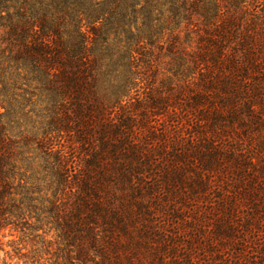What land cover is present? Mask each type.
I'll list each match as a JSON object with an SVG mask.
<instances>
[{
  "label": "trees",
  "instance_id": "16d2710c",
  "mask_svg": "<svg viewBox=\"0 0 264 264\" xmlns=\"http://www.w3.org/2000/svg\"><path fill=\"white\" fill-rule=\"evenodd\" d=\"M0 264H264V0H0Z\"/></svg>",
  "mask_w": 264,
  "mask_h": 264
}]
</instances>
